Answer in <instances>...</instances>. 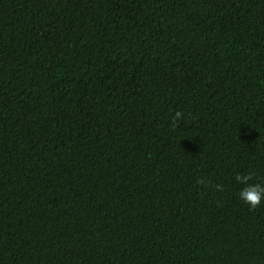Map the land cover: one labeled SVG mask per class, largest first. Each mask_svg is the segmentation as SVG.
Instances as JSON below:
<instances>
[{
  "label": "trees",
  "instance_id": "1",
  "mask_svg": "<svg viewBox=\"0 0 264 264\" xmlns=\"http://www.w3.org/2000/svg\"><path fill=\"white\" fill-rule=\"evenodd\" d=\"M236 173L264 0H0V264H264Z\"/></svg>",
  "mask_w": 264,
  "mask_h": 264
},
{
  "label": "clouds",
  "instance_id": "2",
  "mask_svg": "<svg viewBox=\"0 0 264 264\" xmlns=\"http://www.w3.org/2000/svg\"><path fill=\"white\" fill-rule=\"evenodd\" d=\"M182 117L183 113L181 111L174 113L172 117L174 127L178 128L179 121ZM234 179L239 185H242L237 193L239 201L248 205L250 209L256 208L264 201V184L250 183L251 173H236ZM200 183H203V181H200Z\"/></svg>",
  "mask_w": 264,
  "mask_h": 264
}]
</instances>
